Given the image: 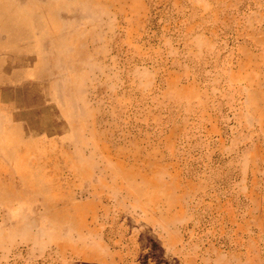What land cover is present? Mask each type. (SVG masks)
<instances>
[{"label":"rangeland","instance_id":"rangeland-1","mask_svg":"<svg viewBox=\"0 0 264 264\" xmlns=\"http://www.w3.org/2000/svg\"><path fill=\"white\" fill-rule=\"evenodd\" d=\"M134 1L139 3L132 4L131 9L97 1L115 16L118 29L131 33L132 43L123 44L118 67L114 68L125 79V85H119L114 92L122 96L121 103L125 104L124 123L118 121L120 114L109 113L118 112L115 107L110 105L108 112H103L101 103L94 105L95 126L87 129L98 128L93 131L106 136L104 140L110 142L117 158L134 155L140 167L146 159L142 167L151 163L155 178L162 172L163 178H174L176 193L183 196L181 202L169 208L171 216L179 213L177 219L165 229L155 225L145 229L135 252L127 237L120 235L122 220H113L105 189L112 173L105 172L104 180L77 183L59 156L70 157L71 148L57 139L58 156L47 148L39 158L45 173L53 178L58 164H63L61 176L54 179L59 186L51 180L56 201L46 203L41 195L38 200L45 215L64 212L73 216L69 236L43 252L13 247L4 258L0 256V264H264V0H204L206 6L199 8L192 0ZM38 3L39 8L46 9L50 2ZM194 36L204 38L212 50L199 54ZM25 41L13 51L0 54V112L15 119L12 127L18 136L36 144L28 126L40 116L36 109L28 107L38 104L30 105L28 100L47 97L42 77L47 72L42 67H50L51 55L35 49L36 43L28 45ZM132 65L153 73L146 96L141 91L127 90L125 71ZM241 73H249L255 83V102L249 105L252 121L240 124V130L234 111L243 98L235 90L233 101L229 100L230 94L226 96L223 91H233L229 81ZM43 102L47 103L45 99ZM45 136L39 134L35 141L43 146L48 140ZM4 170L0 165L1 179L10 176ZM26 188L23 185L16 190L24 194L28 193ZM70 201L92 205L86 218L76 217ZM106 204L110 215L105 213ZM157 204L155 207L151 203V208L158 209L156 214L167 210L163 201L157 200ZM180 215L183 220H179ZM169 241L178 256L175 259L169 254L165 260L162 250Z\"/></svg>","mask_w":264,"mask_h":264},{"label":"bare ground","instance_id":"bare-ground-1","mask_svg":"<svg viewBox=\"0 0 264 264\" xmlns=\"http://www.w3.org/2000/svg\"><path fill=\"white\" fill-rule=\"evenodd\" d=\"M38 1L0 0V54H4L8 50L13 51V48L26 39L25 44L36 43L35 49L45 50L47 54L51 55L48 56L50 67H45V65L42 67L45 68L44 72H47L42 74L45 84L44 95L47 96L44 99L47 103L40 98L37 101L33 98L28 100L30 105L38 104V107L27 106L36 109L40 116L37 122L28 126L29 133L36 144L28 143L24 137L18 136L12 127L15 119L0 112V160L4 162L0 161V165L5 169L4 171L10 173L9 178H0V209L2 208L4 211L0 215V256L4 258L9 249L18 245L31 251L43 252L52 243L59 242L63 236H69L70 227L68 226L72 223L73 216L64 212L45 215L40 210L41 201L38 200V197L43 196L44 202L55 203V186L51 180L59 179L63 164L74 174L75 181L79 184L92 182L95 179L101 180L105 172L112 173V176L109 175L110 180L105 182V189L109 203H111L113 220H122L119 225L120 235L127 237L131 242V247L137 250L135 252H138L140 247L138 241L140 238H144L145 229H152L153 225L158 228L162 226L165 229L177 219L179 213L171 216L172 210L169 208L177 202H181L183 196L177 195L174 178L170 180H167V177L163 178L164 172L161 177L155 178L151 174V163L145 168L142 167L144 162H147L146 159L143 160L140 167L139 160L134 155H131L129 159L117 158L114 150L110 147V142L104 140L106 136L95 133L98 128L94 127L96 121L92 120L96 113L94 105L103 103L101 105L104 108L103 112H108L110 105L115 107L118 112L110 110L109 113L120 114L118 121L122 122L123 120L125 104L123 101L121 103L122 96L116 95L114 92L119 85H125V79L122 78L120 71L114 70V68L118 67L117 62H119L123 44L132 43L130 40L132 35L129 31L118 29L115 16L111 15L104 5L97 2L99 0H46L47 3L50 2L46 9H43V6L42 9L39 8ZM192 1L196 3L197 8L206 6L204 0ZM81 35L83 36L82 40L79 39ZM193 38L199 54H204L206 49L208 52L212 50L204 38L197 39L195 36ZM107 59L109 60L107 61ZM43 61L46 64V60L43 59ZM261 65H264V60ZM125 73L129 93L141 91L146 96L150 90L153 73L150 74L147 70L139 68L138 65H132ZM229 84L233 91H223L224 95L230 94L228 99L233 101L231 96L235 94V90H238L240 99L243 98V102L234 111V117L241 130L240 124L242 126L250 119L252 121L249 105L251 102H255L253 96L255 83L252 82L249 73H241L238 78H232ZM260 97L258 92V100ZM93 124V127L87 129V126ZM38 132L45 134L48 139L43 146L35 141L39 135ZM235 138L239 139L236 136ZM57 139H60L61 143L65 141L69 144L71 158L68 155L59 154L63 164H58L57 168L56 165L54 166L56 174L53 178L45 173L44 163L39 158L43 157L47 148L58 156L59 149L55 145L58 144ZM48 172L50 173V171ZM16 179L19 184L16 183ZM23 185L27 187L28 193L22 194V190L19 192L16 190L17 187ZM157 200L163 201L167 209L160 214H156L158 209L155 210V205L158 206ZM151 203L155 206L154 208H151ZM59 204L61 203L59 202ZM108 206L106 204L105 213L110 215L111 209ZM70 207L78 219H84L92 205L71 202ZM118 214L121 215L119 219ZM183 219L184 217L180 215L179 220ZM187 243L190 244L189 241ZM130 245L128 244V246ZM173 249V243L170 241L164 243L162 251H165V260L169 254H172L176 259L178 252Z\"/></svg>","mask_w":264,"mask_h":264},{"label":"crops","instance_id":"crops-1","mask_svg":"<svg viewBox=\"0 0 264 264\" xmlns=\"http://www.w3.org/2000/svg\"><path fill=\"white\" fill-rule=\"evenodd\" d=\"M102 1V0H101ZM156 1L159 0H153V2L155 3ZM104 3L109 4L111 6H115V7H120V6H128V9H131L132 4L136 5L139 3L137 1L134 0H103ZM162 4H159V6H161ZM157 8V7H156Z\"/></svg>","mask_w":264,"mask_h":264}]
</instances>
